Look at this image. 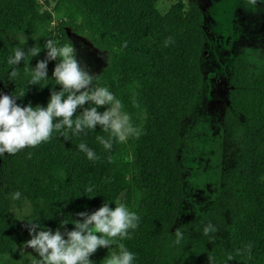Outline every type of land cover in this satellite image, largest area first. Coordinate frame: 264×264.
<instances>
[{"label": "trees", "instance_id": "trees-1", "mask_svg": "<svg viewBox=\"0 0 264 264\" xmlns=\"http://www.w3.org/2000/svg\"><path fill=\"white\" fill-rule=\"evenodd\" d=\"M160 1L0 0V82L19 96L17 104L44 106L49 89H60L51 78L44 87L28 84L30 67L45 52L41 48L31 57L30 48L52 39L73 49L70 30H78L110 56L90 86L107 87L139 129L125 142L113 139L110 150L97 142V135L108 136L97 125L79 135L68 131L66 137L54 130L46 142L0 155V264L1 256L14 254L29 239L26 220L55 229L64 217L71 222L78 219L75 213L91 212L104 201L109 207L123 203L138 217L137 226L126 238L98 247L89 256L93 264H105L120 244L134 253L133 264H165V244L184 199L179 135L203 84L200 60L207 32L197 3L180 0L162 13ZM16 48L24 49V60L8 65ZM73 54L77 59L74 49ZM54 63L47 65L49 77ZM228 99L243 118L246 155L231 178L230 229L211 264H264V75H251L245 59L235 62ZM80 142L98 158L88 160L76 147ZM15 191L21 195L13 200ZM24 202L30 212L21 221L12 211Z\"/></svg>", "mask_w": 264, "mask_h": 264}, {"label": "rangeland", "instance_id": "rangeland-1", "mask_svg": "<svg viewBox=\"0 0 264 264\" xmlns=\"http://www.w3.org/2000/svg\"><path fill=\"white\" fill-rule=\"evenodd\" d=\"M179 1L161 0L158 9L165 13ZM183 1L201 7L207 36L200 60V95L179 135L184 199L166 241L164 259L165 264H211L230 229L231 178L241 171L246 155L243 118L233 113L228 99L233 69L237 60L245 59L251 75H264V0ZM70 36L81 67L99 76L109 54L94 48L78 30L71 29ZM0 92L10 94L11 90L0 82ZM12 212L22 221L30 205H14ZM34 256L31 248L20 246L14 254L1 256V264H31Z\"/></svg>", "mask_w": 264, "mask_h": 264}, {"label": "clouds", "instance_id": "clouds-1", "mask_svg": "<svg viewBox=\"0 0 264 264\" xmlns=\"http://www.w3.org/2000/svg\"><path fill=\"white\" fill-rule=\"evenodd\" d=\"M41 48L45 50L44 58L38 59L34 67H30L28 84H43L44 87L51 78L60 89H49V98L44 106H21L16 102L19 96L0 92V155L15 154L25 147L46 142L54 130L66 137L68 131L79 135L85 129L93 130L98 125L108 133L107 138L96 136L97 142L105 150L111 149L113 139L122 143L128 137L139 134L129 114L122 110L121 101L107 87L90 86L92 76L81 67L70 46L57 45L54 40L46 39L42 46L30 48L31 57L37 56ZM24 57V49L16 48L6 62L17 66ZM49 61H55L51 77L47 75ZM15 74L13 67L11 75ZM86 102L90 106L83 107ZM100 106L106 107L103 111H97ZM77 108L81 110L73 118ZM76 147L88 160L98 158L85 143L80 142ZM20 195L19 191H15L11 193V198L16 200ZM75 216L78 219L71 218V222L64 217L55 229L41 227L35 220H26L29 239L24 240L21 247L26 246L36 253L31 264H93L89 256L98 247L107 248L114 237L126 238L128 230L135 229L138 220L136 214L123 203L117 202L109 207L108 201L91 212L80 211ZM68 223L73 225L71 229L65 227ZM204 230L207 232L209 228ZM133 260L134 253L120 244L119 251L110 254L105 264H133Z\"/></svg>", "mask_w": 264, "mask_h": 264}]
</instances>
